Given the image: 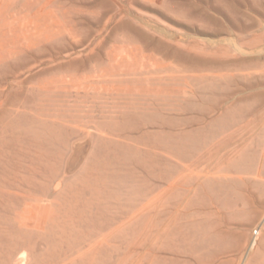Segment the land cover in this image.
Instances as JSON below:
<instances>
[{"label":"rangeland","instance_id":"obj_1","mask_svg":"<svg viewBox=\"0 0 264 264\" xmlns=\"http://www.w3.org/2000/svg\"><path fill=\"white\" fill-rule=\"evenodd\" d=\"M0 264H264V0H0Z\"/></svg>","mask_w":264,"mask_h":264},{"label":"bare ground","instance_id":"obj_2","mask_svg":"<svg viewBox=\"0 0 264 264\" xmlns=\"http://www.w3.org/2000/svg\"><path fill=\"white\" fill-rule=\"evenodd\" d=\"M244 29V28H243ZM245 30V29H244ZM210 169V168H209ZM209 176V175H208ZM217 208V207H216ZM258 218V217H257ZM255 239V238H254ZM253 245V244H252Z\"/></svg>","mask_w":264,"mask_h":264}]
</instances>
